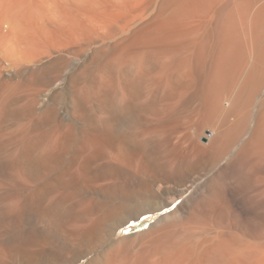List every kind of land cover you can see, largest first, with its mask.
<instances>
[{"label": "bare ground", "instance_id": "1", "mask_svg": "<svg viewBox=\"0 0 264 264\" xmlns=\"http://www.w3.org/2000/svg\"><path fill=\"white\" fill-rule=\"evenodd\" d=\"M70 1V24L46 16L48 39L84 31L100 52H67L70 69L81 68L69 90L71 123L53 126L54 109H39L18 129L11 158L0 162V188L11 178L9 188L22 190L0 209V227L13 222L2 227L9 238L0 243V264H90L98 231L118 210L94 211L71 190L110 203L135 181L150 190L193 171H204L203 179L164 201L152 193L139 198L153 212L177 199L191 204L188 230L158 222L137 251L136 239L124 234L129 241L101 264H264V0ZM9 104L3 95L0 124L31 112V105ZM125 129L133 131V148L117 136ZM71 206L73 213L62 209ZM23 221L35 228L21 229ZM66 247L78 253L70 256Z\"/></svg>", "mask_w": 264, "mask_h": 264}, {"label": "rangeland", "instance_id": "2", "mask_svg": "<svg viewBox=\"0 0 264 264\" xmlns=\"http://www.w3.org/2000/svg\"><path fill=\"white\" fill-rule=\"evenodd\" d=\"M51 2L50 0H47L46 2L45 0H0V85H3L2 92H0V99L3 97V95L8 96V100L10 101L9 110H20L24 105H31V112L28 111L25 116L26 118L24 117L23 119V115H19L14 119V117L10 115L7 116L3 123L0 124V162H2L4 159L6 160L11 158L12 151L10 152V150L12 149L13 145H15L14 143H17L19 140V137L15 138L19 132L18 129H20V127L25 125L27 122L29 123L35 119L40 113L39 109H44L47 106L54 109L55 115H53V118L51 117L50 119V124L53 126H64L71 123L69 114L71 98L69 95V90L72 84L73 86L76 84L77 81L75 80H77L76 78L78 77V73L81 71L79 69L81 68L79 67L76 69H70L68 60H70L71 55H69L67 52L69 49L75 47L77 48L76 53L80 55L83 53V51H87L88 53L94 55H98L100 52L98 47H95L88 38H85L86 35L84 31H78L74 37H72L73 35H67L63 37L62 40L58 41H52L51 39H48L49 37L46 33L49 29L48 27L50 26H46V21L44 22V20L47 19L46 16L48 14L49 15L47 17L50 15H52L50 16L51 18L57 17L60 21L59 23L62 24H70L72 21V16L75 14L73 4L70 0H51ZM52 4H55V6ZM45 6H49L50 8L47 7L46 9ZM58 12L59 14H57ZM47 23H49V21ZM43 24L45 25V28L43 27ZM54 25L53 28L56 27ZM59 81L62 83L60 84ZM36 91H38L37 94ZM34 93L36 97L34 98V102L31 103L33 98L32 95H34ZM135 118V112H130L128 114L129 126L134 124ZM24 120L26 123H24ZM22 129L24 128H21V130ZM132 133L133 131L131 129H125L122 131L118 130L117 132L118 137L125 138L124 141L129 146L128 148H133L131 141L129 143L128 140L132 137ZM206 134L208 137L210 136L209 132ZM203 141H206V139ZM74 150H76V147L72 146L70 148L71 152L69 151V153L72 155ZM148 158L154 159L152 157ZM204 174V171H193L183 180L177 181L167 178L161 179L159 182L153 183L155 185L152 184L150 190L142 188L140 185L141 183L139 181H135L128 186L129 188H127L126 193L122 198H116L110 203H101L99 201L92 200V195L86 190L77 188L71 190L75 201H79L81 203L90 201V207L94 211H101V213H104V211L109 209L118 210V213L113 215L109 222L102 226V228L98 231L95 238V244L98 247L96 251L97 256L92 260L90 259L91 257H89L91 260L90 264H101L103 257H106L114 252L118 245L123 243V241H129V239L123 238L124 234H129L131 236L130 240L136 239V242H132L131 245L132 250L137 251L143 245L147 244L145 243V241L147 242V239H144L142 234L148 232L151 227H156L158 222L159 226H165L166 230L169 229L168 231L179 230L180 233L183 231L182 234H184V232L188 230H186L187 226L185 225L186 221L184 219L192 211L191 204L182 205L181 199H177L169 206L153 212L152 209L149 208L150 206H148L146 203L144 204V201L139 200V198L145 195L148 197L154 195L152 200H155V202L161 200L164 201V199L168 197L167 193L179 191L185 187H189L190 185L197 183L198 181H201ZM71 179L75 181L73 177ZM11 181L12 179L10 178L6 184L7 186L0 188V209H9L11 204L15 201V199H17V196H19L20 191H22L21 189L13 187L9 188ZM226 183L232 184L233 182L227 180ZM56 188L57 187L52 188L50 191L54 193ZM150 193L152 194L150 195ZM165 193L166 196H164ZM46 200L47 198L40 199V201ZM62 209L65 212L66 210H71L70 213H73L76 210L75 207L72 206L68 209L62 207ZM149 210L150 212L152 211V213H148ZM20 217L23 219L25 216L22 215ZM131 217L138 218L133 222L129 221ZM10 221L11 220L8 221L7 219L6 221L2 220L3 223L6 222L4 224L2 223V227H7L6 225L11 226L13 222ZM8 222L10 223L8 224ZM28 223L30 222L23 221L19 226L20 228L22 227L21 229L35 228L33 227V223ZM183 225L185 228H182ZM166 226L168 227L166 228ZM2 227H0V243L5 244L8 242L9 236L3 232ZM60 247H64V245ZM66 250L70 256L76 255L78 253L76 250H73L72 252V250L69 248ZM87 260L88 259L82 260L78 264H87ZM45 262L46 260H42V258H35L29 263H48Z\"/></svg>", "mask_w": 264, "mask_h": 264}]
</instances>
